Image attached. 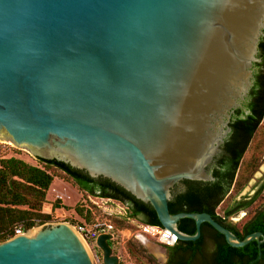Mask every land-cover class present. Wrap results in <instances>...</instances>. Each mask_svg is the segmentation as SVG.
Returning a JSON list of instances; mask_svg holds the SVG:
<instances>
[{
  "label": "water",
  "instance_id": "1",
  "mask_svg": "<svg viewBox=\"0 0 264 264\" xmlns=\"http://www.w3.org/2000/svg\"><path fill=\"white\" fill-rule=\"evenodd\" d=\"M263 37L264 0H0V133L111 179L179 240L197 241L208 222L232 246L257 240L261 258L263 232L241 239L208 212L172 214L169 202L184 180H215L208 166ZM185 217L196 234L180 230ZM73 226L0 242V264H96ZM113 238L97 239L103 264L120 262Z\"/></svg>",
  "mask_w": 264,
  "mask_h": 264
},
{
  "label": "trees",
  "instance_id": "2",
  "mask_svg": "<svg viewBox=\"0 0 264 264\" xmlns=\"http://www.w3.org/2000/svg\"><path fill=\"white\" fill-rule=\"evenodd\" d=\"M259 56L262 61L257 65L263 69L255 74L257 83L252 92L251 112L244 116L241 110L237 111L240 116L232 122L233 131L226 145L229 156L213 172L215 180H184L188 185L187 189L177 193L173 191L174 196L169 202L172 214L208 212L241 239L254 232L264 233V213L254 214L257 212L254 205L261 199L264 185L246 203L240 206L237 202L233 203L259 170L264 159V37L260 42ZM38 161L41 165H34L17 156L0 158V242L14 237L17 225L21 224L27 232L53 219L51 214L43 211V207L55 178L60 174L72 180L89 196L112 198L126 204L129 215L123 222L120 221L121 227H126L130 218L149 225L163 226L152 204L138 199L111 179L93 177L87 171L56 158L39 156ZM58 204L57 200L53 208H58ZM243 207L254 217L242 226L229 222V217L235 216ZM75 210L87 222L96 218V212L82 204L78 203ZM179 228L184 233L194 235L197 233L196 220L185 217L179 221ZM206 233L212 235L216 245L213 264H264V242L263 256L259 258L260 247L257 240L242 247L232 246L225 235L208 222L202 224V236L197 241L179 240L178 244L168 248L184 249L185 245L196 253L204 246ZM115 239L116 237L109 241L110 245H113Z\"/></svg>",
  "mask_w": 264,
  "mask_h": 264
},
{
  "label": "rangeland",
  "instance_id": "3",
  "mask_svg": "<svg viewBox=\"0 0 264 264\" xmlns=\"http://www.w3.org/2000/svg\"><path fill=\"white\" fill-rule=\"evenodd\" d=\"M264 126V122L262 123ZM17 156L34 165H41L38 157L41 156L32 146L20 145L9 133H0V158ZM57 176L48 192L47 202L44 204L43 211L53 216L51 221L44 224H39L30 229L28 234L36 228H43L47 225L67 222L72 225L87 224L93 222H108L115 225L113 245L114 254L120 256L119 264H165L167 258L166 251L163 256L157 254L156 248L153 245L161 246L157 239H154L142 232L144 224L138 219H128L126 227H121L120 221L129 215L128 206L120 201L112 198H103L100 196H89L83 192L72 180ZM264 185V159L259 170L255 173L247 187L235 197L234 202L240 198H253L256 190H260ZM261 199L256 202L254 208L264 202V190L261 194ZM58 200L59 207L53 208V204ZM245 200V199H243ZM82 204L89 210L93 209L96 212V218L92 222H87L75 210L77 204ZM221 210V209H219ZM244 215V211L237 212L238 215L231 216L229 222L237 226H241L252 214ZM238 216V217H237ZM235 218V220H232ZM240 219V220H239ZM25 232V233H27ZM116 234V235H115ZM150 243V244H149ZM161 248H163L161 246ZM97 252L102 256V251L97 247Z\"/></svg>",
  "mask_w": 264,
  "mask_h": 264
},
{
  "label": "flooded vegetation",
  "instance_id": "4",
  "mask_svg": "<svg viewBox=\"0 0 264 264\" xmlns=\"http://www.w3.org/2000/svg\"><path fill=\"white\" fill-rule=\"evenodd\" d=\"M259 54H260V52H259ZM259 54H258V56H259ZM259 58L262 61V57L259 56ZM258 63L259 62L255 63L252 67V72H253L252 85L249 89V92L247 93L246 98L242 101V105L237 107L236 109H234V112L232 113L231 123H230L229 127H227L231 131H229L227 137H225L224 143H222L220 145L218 152L215 154V156L213 158V161L208 166V170L210 173H213L217 168H219L221 161L223 159H225V157L229 156V152L227 150L226 145H227L228 140L231 138V134L233 131L232 122L238 116H240L237 114V111L241 110L244 113V116L249 115L251 112L250 106H251V103L253 102V93L252 92H253V89L255 88L256 83H257V79L255 77V74L257 72H259L262 68V67H259L257 65ZM187 186H188L187 183L185 181H182L181 183L175 185V187L173 188V191L175 193L182 192V191L187 189ZM258 191L259 190H256L254 194H257ZM243 199H245V200H243ZM251 199L252 198H250V199L240 198L239 201L237 202V205L240 206L242 203H246L247 201H249ZM256 209H257V212L254 214L264 213V204L259 205ZM241 211H244V215L249 214V211L247 210V208L239 210L238 213ZM236 215H238V214L236 213ZM253 217H254V215H251V217H249L246 221H244L242 223V225L244 223L248 222ZM183 247H184V249L167 248V250H166L167 261L165 264H167V263H169V264H180V262H183V264H213L214 255H215L214 249H215L216 245H215V241H214L211 234L206 233L204 246L201 249H199L198 251H196V253H194L193 250L186 248L185 245Z\"/></svg>",
  "mask_w": 264,
  "mask_h": 264
},
{
  "label": "built area",
  "instance_id": "5",
  "mask_svg": "<svg viewBox=\"0 0 264 264\" xmlns=\"http://www.w3.org/2000/svg\"><path fill=\"white\" fill-rule=\"evenodd\" d=\"M75 227L89 246L90 252L93 256L95 263L103 264L102 256L97 252V239L103 233L114 234L116 229L115 225L108 222L97 221L91 223L90 225L80 224L76 225ZM141 227L143 229V233L154 239H157L163 247H172L178 244L179 242L178 236L175 233H172L169 229L164 228L163 226L149 225L144 223ZM25 232L26 231L24 230L21 224L15 227L16 235H21Z\"/></svg>",
  "mask_w": 264,
  "mask_h": 264
},
{
  "label": "bare ground",
  "instance_id": "6",
  "mask_svg": "<svg viewBox=\"0 0 264 264\" xmlns=\"http://www.w3.org/2000/svg\"><path fill=\"white\" fill-rule=\"evenodd\" d=\"M78 234H79V236H80V233L76 230V227H72ZM40 229L39 228H36V229H34V230H32L31 232H30V236H34V235H36V233L39 231ZM81 237V239H82V241L84 242V244H85V246L87 247V250L90 252V249H89V246L87 245V243L85 242V240L82 238V236H80ZM150 244V243H149ZM153 248H156V250H157V254H159L160 256H163L164 255V252H165V249L164 248H161V246L159 247V246H155V245H153L152 246ZM91 253V252H90ZM91 256H92V254H91Z\"/></svg>",
  "mask_w": 264,
  "mask_h": 264
},
{
  "label": "crops",
  "instance_id": "7",
  "mask_svg": "<svg viewBox=\"0 0 264 264\" xmlns=\"http://www.w3.org/2000/svg\"><path fill=\"white\" fill-rule=\"evenodd\" d=\"M230 218V217H229ZM232 220H235V218H232ZM216 251V247H215V249H214V252Z\"/></svg>",
  "mask_w": 264,
  "mask_h": 264
}]
</instances>
